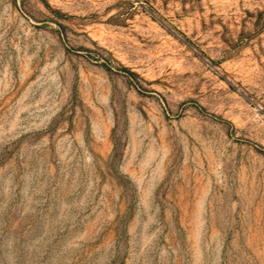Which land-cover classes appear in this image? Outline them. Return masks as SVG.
<instances>
[{
    "label": "rangeland",
    "instance_id": "1",
    "mask_svg": "<svg viewBox=\"0 0 264 264\" xmlns=\"http://www.w3.org/2000/svg\"><path fill=\"white\" fill-rule=\"evenodd\" d=\"M0 264H264V0H0Z\"/></svg>",
    "mask_w": 264,
    "mask_h": 264
}]
</instances>
